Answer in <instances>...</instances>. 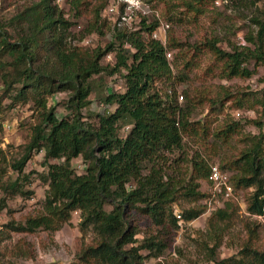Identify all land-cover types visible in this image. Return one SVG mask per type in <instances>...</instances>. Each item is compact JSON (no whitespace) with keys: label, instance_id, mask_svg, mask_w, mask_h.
<instances>
[{"label":"trees","instance_id":"1","mask_svg":"<svg viewBox=\"0 0 264 264\" xmlns=\"http://www.w3.org/2000/svg\"><path fill=\"white\" fill-rule=\"evenodd\" d=\"M16 1V0H12ZM56 0H38L25 4L12 16L0 18V77L5 83V95L16 102L33 101L41 111L40 122L33 127L27 153L15 163L22 170L32 152L45 153L44 165L48 171L43 175L49 185L46 201L41 212L29 216L25 223L14 220L6 226L21 232H34L39 228L56 232L65 223H70L73 211L80 210L82 230L91 229L94 239L86 244L75 264H143L149 251L151 256L163 255L171 246V229L180 222L173 212L171 202L177 200V186L167 196L172 180L165 179L161 161L165 153L183 147L184 135L212 134L210 124L192 122L189 113L179 101L178 93L172 89L162 92L158 83L173 81L175 75L171 64L172 48L181 47L172 39L163 43L152 37L159 26V20L148 22L143 19L136 31L116 28L115 39L105 47L94 49L71 45L69 34L72 22L65 16ZM165 14L172 17L178 7L185 9L178 21L189 20L198 23L216 0H159ZM71 9L80 16L89 11L92 14L82 36L93 32L104 33L107 26L102 18V5H91L89 0H70ZM183 15V12H182ZM256 39L249 38L255 48L243 46L241 50L224 51L216 39H208L193 45L191 60L186 68L191 70L197 56L211 53L215 62L221 65L224 77H249L255 70L244 65L251 58L257 64L264 62V20L259 21ZM111 52L115 63H104ZM171 52L169 58L167 53ZM119 73L125 80V90L108 92L98 98L99 104L115 105L113 112L100 115L98 125L84 119L83 110L90 106V98L96 91L95 77L102 82L103 75ZM174 83V81H173ZM61 91L69 92V116H60L55 106H48V96ZM184 98H191L185 91ZM232 101L228 90L219 101L224 105ZM210 100L212 109L219 103ZM264 117L252 122L264 126ZM130 126L126 137L120 135L124 126ZM237 121L226 122L215 130L216 137L224 142L241 131ZM254 142L240 151L236 158L226 162L235 171L231 179L236 187L250 188L247 209L251 214H264V132L254 136ZM213 144V143H212ZM213 148H217L214 144ZM82 155L88 165L83 174H76L72 160ZM59 160L58 162H51ZM192 172L186 194L208 196L211 165L197 154L192 158ZM4 162V161H3ZM0 162V212L8 206L6 191H19L17 181L5 180L7 166ZM221 167V166H220ZM149 169V174L144 169ZM223 169V168H222ZM226 170V169H224ZM207 187V193L201 189ZM110 205L111 209H107ZM219 207L210 218V223L223 216L232 206V200ZM149 218L157 230L139 242V224L133 212ZM204 206L186 209L183 217L193 220L205 213ZM174 213V214H173ZM249 227L251 238L245 243L242 258L229 257L217 264H264V251L255 247L254 231ZM220 241L211 249L214 256Z\"/></svg>","mask_w":264,"mask_h":264},{"label":"rangeland","instance_id":"2","mask_svg":"<svg viewBox=\"0 0 264 264\" xmlns=\"http://www.w3.org/2000/svg\"><path fill=\"white\" fill-rule=\"evenodd\" d=\"M35 1L38 0H0V18L10 17L25 4ZM89 1L90 6L92 4L99 6L106 0ZM141 1L145 5L144 12L133 14L132 19L125 22L121 28L129 31L139 30L144 18L148 22L158 19L159 25L169 23L166 41L174 39L180 42L181 47L171 49L174 83L172 80L160 82L158 87L162 92L170 93L169 89L173 86L178 95H185L187 91L191 98L185 97L181 104L189 113V120L207 121L212 132L206 137L200 133L184 135L181 149L165 153L166 160L161 161L158 167L162 166L161 172L165 174V179L172 180L166 193L169 197L177 186L178 198L171 202L173 212L184 214L186 209L198 206H204L206 210L208 208L206 199L210 196V192L207 197L186 194L192 172L191 160L200 154L209 165L219 164L231 175L235 173L226 162L236 158L240 151L256 140L254 136L264 132V126L252 122V119L264 117V62L257 64L256 60L251 58L244 65L255 70L254 74L232 79L224 77L221 65L215 62L211 53L193 59L195 64L191 70L185 66L191 60L193 45L208 39H216L217 45L227 52L241 50L243 46L255 48L254 41H249V38H257L259 21L264 20V0H216L198 23L191 22L192 18L189 20V15L186 16V20L178 21L176 16H184L186 13L182 7L176 8L173 16L169 17L164 13L165 9L161 1ZM118 2L119 0H107V5L102 10V18L107 22L103 34L93 32L82 36L92 14L87 11L77 16L75 10L71 9L70 0H56L55 3L63 9L65 16L72 22L67 32L69 43L94 49L99 46L105 47L112 42L124 12H122V4L115 12H111L109 7L113 4L117 5ZM109 55L104 59V63H115V53L111 52ZM103 80L106 82L98 85L97 82L102 81L99 76L95 77L96 91L90 97L93 102L83 110L84 119L95 125H98L101 114L115 110V105L99 104L98 98L108 92L125 90V80L119 73L112 76L103 75ZM5 90V83L0 77V162L4 161L7 166L5 180H8L9 184L17 181L19 191L14 192L12 189L6 191L8 206L0 212V264H75L82 248L94 239L91 229L82 230L80 227L82 220L80 210L73 211L71 222L65 223L56 232L44 228L34 232H21L6 226L13 220L16 223H25L29 216L41 212L49 185L43 178L48 171V167L44 165L43 150L32 152L21 171L13 166L27 153L33 127L41 120V110L33 101L16 102L12 106V99L6 97ZM228 90L233 94L234 101L240 102L241 105L235 106L232 101H226L221 105L219 101L226 96ZM69 96V92L66 91L48 96V106H55L60 116H69L71 112L67 106ZM217 99L219 103L212 109L210 100ZM237 110L245 114L238 117L235 115ZM229 121L240 122L242 129L229 141L224 142L216 137L214 131ZM129 130L130 126H124L120 130V135L126 137ZM214 144L217 148H213ZM87 165L88 162L82 155L72 160L76 174H83ZM144 173L149 174V169L145 168ZM201 189L206 193L208 191L204 183ZM253 190L254 187L236 186L232 206L225 215L216 217L212 225L210 218L218 209L208 215L203 213L190 221L184 218L182 223L178 222L179 226L171 229V246L160 256H151L148 250H142L146 256L143 264H217L219 260L229 257L242 258L245 256L244 245L251 238L250 226L256 229L253 233L255 247L264 251V215L251 214L247 209L249 196ZM0 196L4 197L5 192H1ZM107 209H111V206L108 205ZM133 214L139 224L140 231L137 237L141 242L157 228L149 218L136 211ZM218 241L220 245L212 256L211 249Z\"/></svg>","mask_w":264,"mask_h":264},{"label":"built area","instance_id":"3","mask_svg":"<svg viewBox=\"0 0 264 264\" xmlns=\"http://www.w3.org/2000/svg\"><path fill=\"white\" fill-rule=\"evenodd\" d=\"M120 4H122V12H124L118 22L119 28H121L125 22L132 19L133 14H138L137 12H144L145 5L141 0H119L118 4H113L109 7L111 12L118 11L120 9ZM170 28L169 23H162L158 26L156 30L152 32V37L154 39H159L163 43H166L167 32ZM110 56V55H109ZM167 56L172 57V53L168 52ZM179 101L184 100V94L178 95ZM245 112L237 110L235 115L241 117ZM231 173L220 167L219 164H211V172L209 175L210 184V196L206 199L208 208L205 214L208 215L219 207L224 206L227 201L235 198V186L233 185L231 179ZM264 215V214H263ZM176 216L180 223L184 221L183 214L181 212H176ZM262 216V215H259Z\"/></svg>","mask_w":264,"mask_h":264}]
</instances>
